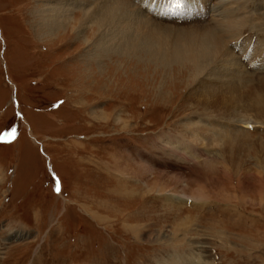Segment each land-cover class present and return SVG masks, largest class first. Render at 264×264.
Masks as SVG:
<instances>
[{"label": "rangeland", "instance_id": "374dc122", "mask_svg": "<svg viewBox=\"0 0 264 264\" xmlns=\"http://www.w3.org/2000/svg\"><path fill=\"white\" fill-rule=\"evenodd\" d=\"M62 1L0 0V135L15 130L0 140V264H264V117L241 111L233 139L198 133L193 153L166 143L208 125L219 112L196 103L206 82L234 77L225 55L197 66L163 54L201 41L213 3L206 17L110 33L104 0L50 11ZM262 1L236 15L257 50ZM42 12L68 24L47 33ZM233 49L250 70L239 82L264 96V57Z\"/></svg>", "mask_w": 264, "mask_h": 264}, {"label": "bare ground", "instance_id": "6f19581e", "mask_svg": "<svg viewBox=\"0 0 264 264\" xmlns=\"http://www.w3.org/2000/svg\"><path fill=\"white\" fill-rule=\"evenodd\" d=\"M91 1L93 0H80V3L85 4ZM131 1L133 2V0ZM131 1L129 0H104L105 9L103 11L101 10V14H99L97 18L102 23H105L108 32L111 33L110 28H113V27L115 29L122 28L124 33L131 32L132 30L130 29L133 28L131 27L132 25L145 28L148 23L150 22L155 23V21L159 20L160 18L162 19L166 18L170 20L172 18L175 19V17L185 18V17H189L191 13L198 14V15L202 14V15H205L206 17L207 14L210 15L212 13L213 15L209 17L210 19L207 21L209 23L206 22L208 26L205 23L207 26V29H205L204 31L202 30L203 33L200 32L199 38L201 41L195 44L193 43V41H185L183 46H179L177 44L176 46H173L172 49L171 48L167 49V52L165 53L161 52V53H163L166 56V59L173 60L179 56L180 59H189L190 63L192 62L193 64L197 66H199L200 62L202 61H203V64L205 62L206 63H213L216 61L220 62L219 60L220 58H222L224 62L225 58L223 55L227 56L230 60L234 61L233 65L231 64L228 65L226 64L227 62L221 63L223 70L230 74L228 76H234V77H231L232 80H229V81L227 80L226 82L218 81V80L213 81V82L212 81L206 82L205 86L207 87L211 86V87L206 88V90L202 91L201 92V95L203 96L202 99L196 101V103L198 105H201L205 111H208L209 113H211L212 111H216V112L218 111L220 115L216 114V115H212L211 117L209 116L208 117L209 120H207V123L208 122L210 123H208V125H205V126H202V125L196 126V123H197L196 121H193L191 123H188L187 125H184L185 126L184 129L190 130L192 136L191 137L189 136L190 133L185 135V132H182V135H180V138L167 137L166 138L167 144H170V145L177 144L181 146L180 141H183V142L189 141L190 143L188 145L182 144V146L178 148H180L179 150H181L184 153L185 152H187V154L193 153L194 151L199 150L197 148L200 145L198 143V140H199L198 136L200 133L203 134L205 132L207 134L205 136L211 140L210 143H207L210 146L215 145L218 141H221L222 139H224V137L225 138L231 137V139H233L234 138L233 136H236L237 133L231 127L232 124H235V122L237 121L245 122L241 119L242 118L241 111H243V113L247 110L253 111L256 115L264 117V96H262V93H260V91H256L253 89V87L250 86L249 88L247 86L250 80L245 81V82L243 81L242 83L239 82L241 80L240 78L242 77V75L247 73V72L245 73L244 71H250V70H248L247 68H244L243 65L240 64L241 62L237 61L236 56H234L232 52L229 50V48H234L233 49L234 53H238V54L243 53L244 56H245V53H249V56L253 54V56H257V57L259 56L262 59L264 57V47L263 49H258V50L255 49L256 43L253 41L254 36L252 35L251 28H250L251 29L250 33L248 34L251 36L249 37L248 35H245L247 36V38H245L246 39L245 43H244L245 39L239 40V37H241L244 34V32H242L241 34H238V30H241L242 29L241 27L244 28L247 22V17H249V15L245 14L239 18L238 17L236 18V15L240 16L241 14L240 13L241 8H243L242 6L244 5L243 0H206V3H204V0H182L179 6H177L174 0H136L141 3V4H138V6L140 5V7H137L135 5L136 1H135V4H133ZM62 2H64L65 5L67 6L66 7L65 5H62L61 7L51 6L52 9L50 10L49 8V10L53 11L54 13L55 11L56 12L57 11L66 12L70 10L72 7H74V5L78 3V0L76 1V3L71 0H63ZM211 2L213 3L211 5L213 10L211 13H208V11L210 10ZM234 6L238 8L236 10L237 12L233 9ZM222 7H225V8L221 10ZM141 8L152 11V13L155 14L154 18L150 17L149 14H147ZM247 9L250 10L251 5L248 6ZM249 10L247 11L249 12ZM53 12H51V14L48 13V15H44L45 13L43 14L42 12L43 15L41 19L43 20L42 23L45 24L44 27L42 26V28L43 30H46L47 33H49L48 32L49 30L54 31L53 29H57L63 25L68 24L67 22L68 19L66 18L65 13H64V16L60 13L62 16L60 17V14L57 15L56 13L55 15ZM88 13H89V10L84 11V14H88ZM93 13L94 12H92V14ZM158 22H160V20ZM198 23L197 25L200 24ZM150 27L153 28L152 26ZM231 39L235 41H231ZM229 42L230 44H228ZM233 42H235V44ZM128 46H130V44L127 45V47ZM179 48L181 50H178ZM229 59H228V62H229ZM238 65L241 66V68L243 69V72H242V69L239 68ZM224 71L222 72L224 73ZM243 107L245 110H243ZM211 118H214V119H211ZM218 118H221V119H218ZM223 118H226L225 120L227 121H231V123H227L224 120L222 121ZM217 121L219 122V124L217 123ZM246 123H248V121H246L244 124ZM208 138L206 139V141H208ZM173 151L175 152V150ZM141 165L143 164L141 163ZM186 259L187 260H185L184 263H181V262L180 263L181 264H186V263L195 264L194 263L195 259H192V258H186ZM178 260L179 258L171 259L172 262H175V261L178 262ZM162 264H170V263L163 262ZM172 264H175V263H172Z\"/></svg>", "mask_w": 264, "mask_h": 264}, {"label": "snow or ice", "instance_id": "6c2138e0", "mask_svg": "<svg viewBox=\"0 0 264 264\" xmlns=\"http://www.w3.org/2000/svg\"><path fill=\"white\" fill-rule=\"evenodd\" d=\"M174 2L177 4V6H179V4L182 2V0H174ZM249 127H251V125H249ZM15 138V130L13 129L11 133H5L3 135H0V140L3 139H14ZM56 191L59 192L60 191V187H59V183H57V188Z\"/></svg>", "mask_w": 264, "mask_h": 264}]
</instances>
